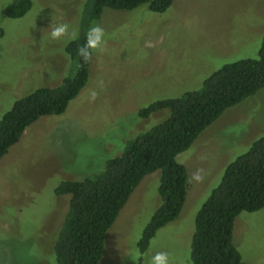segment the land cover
Returning <instances> with one entry per match:
<instances>
[{
    "label": "rangeland",
    "instance_id": "obj_1",
    "mask_svg": "<svg viewBox=\"0 0 264 264\" xmlns=\"http://www.w3.org/2000/svg\"><path fill=\"white\" fill-rule=\"evenodd\" d=\"M15 0H0V119L16 99L59 85L76 71L51 25L80 33L85 0H32L21 17L7 16ZM99 25L104 51L94 53L88 83L65 113L27 128L0 160V264H55L54 243L69 195L64 180L83 179L120 154L127 140L164 120L168 109L138 116L152 102L195 90L223 65L258 58L264 37V0H173L165 12L148 4L106 7ZM264 134V87L228 108L178 155L189 189L179 216L160 228L143 253V230L161 205V171L140 182L106 235L100 264H151L158 252L169 264H191L198 210L226 166ZM200 179H194V176ZM233 242L243 264H264V208L236 218Z\"/></svg>",
    "mask_w": 264,
    "mask_h": 264
},
{
    "label": "trees",
    "instance_id": "obj_2",
    "mask_svg": "<svg viewBox=\"0 0 264 264\" xmlns=\"http://www.w3.org/2000/svg\"><path fill=\"white\" fill-rule=\"evenodd\" d=\"M32 0H15L10 18L21 17ZM173 0H85L80 33L65 50L76 61V71L54 87L43 86L15 100L0 119V160L20 141L29 126L48 115L66 112L88 83L92 57L84 61L78 48L88 29L106 7L132 10L148 4L165 12ZM3 30L0 28V37ZM264 87V37L258 58H242L223 65L203 85L178 97L159 99L138 110V116L168 109L159 123L127 140L124 150L108 159L103 169L83 179L64 180L57 196L69 195L68 207L54 243L55 264H100L106 235L131 194L148 174L160 170L161 205L143 230L138 246L144 253L157 231L175 220L185 205L189 181L178 155L224 112ZM264 208V134L225 168L220 183L198 210L192 238L191 264H243L233 242L236 218L243 211Z\"/></svg>",
    "mask_w": 264,
    "mask_h": 264
},
{
    "label": "clouds",
    "instance_id": "obj_3",
    "mask_svg": "<svg viewBox=\"0 0 264 264\" xmlns=\"http://www.w3.org/2000/svg\"><path fill=\"white\" fill-rule=\"evenodd\" d=\"M50 36L54 40H60L61 38L68 36L69 39H76L78 37L77 30L73 29L69 34L67 24H54L51 25ZM105 44V32L99 25H93L88 29L86 35V42L83 46L78 48V55L84 60L88 61L94 53H100L104 51ZM194 179L199 180L200 177L194 176ZM151 264H169L167 253L158 252L151 257Z\"/></svg>",
    "mask_w": 264,
    "mask_h": 264
}]
</instances>
